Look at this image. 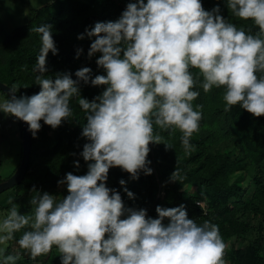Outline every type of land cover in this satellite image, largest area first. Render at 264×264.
<instances>
[{
	"label": "clouds",
	"instance_id": "clouds-1",
	"mask_svg": "<svg viewBox=\"0 0 264 264\" xmlns=\"http://www.w3.org/2000/svg\"><path fill=\"white\" fill-rule=\"evenodd\" d=\"M225 2L258 31L229 22L219 4L206 10L202 0H135L117 19L97 21L78 34L77 39L91 40L89 59L100 53L96 64L104 74L93 75L85 66L75 71V79L71 71L44 75L49 52L56 55L59 48L51 24L32 29L40 34L33 67L40 91L17 96L13 84L7 98L0 99V111L26 122L35 138L41 121L56 129L73 120L75 98L86 117L80 135L87 142L79 155L87 172H68L57 181L67 186L62 198L33 185L27 214L9 197L10 207L0 213V264L19 259V252L6 251L13 240L32 260L55 246L60 264H226V243L217 224H198L183 203L157 205L154 218L146 208L127 206L121 193L107 185L112 167L131 179L152 174L150 142L173 148L154 126L170 134L179 129L184 149L192 148L203 107L193 106L200 95L197 86L206 93L223 87L225 111L239 105L256 117L264 115V0ZM83 51L77 47L76 58ZM81 82L105 87L89 100L81 95ZM73 163L78 170L79 161ZM180 179L176 168L168 182ZM119 183L134 199L127 182Z\"/></svg>",
	"mask_w": 264,
	"mask_h": 264
},
{
	"label": "trees",
	"instance_id": "trees-1",
	"mask_svg": "<svg viewBox=\"0 0 264 264\" xmlns=\"http://www.w3.org/2000/svg\"><path fill=\"white\" fill-rule=\"evenodd\" d=\"M70 1L69 3L65 0L54 1L37 9V15L33 19L28 20L22 27L15 29L12 34L6 37L3 43H0V81L10 87L15 84L18 90L17 96L23 94L30 96L40 91V86L35 81V75L38 73L33 72L40 48V34L32 31V29L42 23H49L53 26V38L59 48L56 55L49 52L47 57L49 72L45 73V76H53L54 78L56 72L71 71L73 79H75V71L85 66L92 69L93 75L104 74L103 69L96 64V58L100 53H97L91 59L87 56L91 40L87 37L80 40L77 39V36L79 33H83L87 27L94 26L97 21L117 19L125 9L126 4L135 2V0ZM22 3L26 4L27 0H22ZM57 3L59 7L56 8ZM202 3L206 6L212 3V0H202ZM55 8L56 12L54 11ZM46 10H49L50 13H45ZM223 16L238 27L242 26L246 32L251 31L254 34L258 31V26L250 19L242 20L230 11ZM77 47L84 49L79 58H76ZM191 70L194 73L198 71L197 69ZM200 79L202 80L203 77H200ZM104 87L103 85H84L81 82V95L91 100L99 95ZM197 87L199 92L203 89L202 86ZM213 88L209 92L216 90ZM202 91L193 101L194 107L196 102L202 106L206 105V94ZM0 92L7 97L6 92L1 89ZM222 103L224 104L209 109L207 117L201 111L202 118L199 130L194 132L190 138V143L192 147L194 146V149L191 148L189 151L183 149L180 140L182 133L179 129L170 134L169 130L158 129L157 126H154L155 131L173 146V148L166 149L164 143L154 144L150 142L151 151L148 154V159L157 164V171L153 170L150 175L141 173L138 179H131L128 172L123 171L118 166L112 167L109 169V176H111L112 181L111 183L107 181V185L116 188L121 193L127 206L146 208L148 214L155 218L157 216V205L176 207V204H178L176 200H181L183 197L184 188L182 186L195 184V188L191 187L196 194L195 199L191 202L186 201L190 202L186 207L189 218L196 220L198 224H202L205 220L217 224L224 241H231L232 237L237 240L244 233L245 226L244 223L235 218L237 209L234 203L243 198L248 189L242 181L245 175H239L235 172L237 160L234 158V160H231L230 156L224 153L219 159L209 157L208 167L203 169L201 168L204 163L197 167L192 166L191 163L199 156L198 144L205 139L207 140L211 134L202 127L217 125V130L227 132L236 123L238 116L241 117L243 125L247 124L251 127L250 138L256 139L264 147V115L256 117L239 105H233L229 111H225L226 102L220 104ZM71 107L75 117L73 120L65 121L56 129L41 121L43 127L39 130L37 137L34 138L31 135L32 146L29 154V164L23 180L14 185L17 191L22 186L31 190L32 186L35 185L41 191L54 194L60 186L57 181L62 179L66 173L73 172L76 175H83L87 172V162L79 155L83 150V145L87 142L86 138L80 135L86 117L84 110L80 108L75 98L71 101ZM19 122L22 126L20 120ZM220 132L215 137L218 141H221L222 138ZM22 153L23 146L20 152V161L22 160ZM73 153H76V155H73ZM176 153L179 156H175ZM75 160H78L80 164L78 170L73 163ZM176 168L179 170V176L182 179L177 182H168L171 173ZM239 177L241 178L234 179ZM158 178H161L163 185L159 186ZM121 179H124L127 182L126 187H129L135 193L134 199L129 198L127 193L124 192V186L119 183ZM129 180L132 181H130L131 184L128 183ZM259 181V179L253 180L254 183ZM159 187L163 188V190L161 189L163 198L155 195V191ZM204 196L210 197L209 210L204 209L200 202L204 199ZM197 199L199 200L197 201ZM22 200L27 204L29 203L25 196ZM28 209H31V205L28 206ZM259 229L260 237H257L245 251L239 248L236 249V241L230 245L227 252L230 261L226 264H264V233H262V226H259ZM16 264L25 263H20V259H18Z\"/></svg>",
	"mask_w": 264,
	"mask_h": 264
},
{
	"label": "rangeland",
	"instance_id": "rangeland-1",
	"mask_svg": "<svg viewBox=\"0 0 264 264\" xmlns=\"http://www.w3.org/2000/svg\"><path fill=\"white\" fill-rule=\"evenodd\" d=\"M59 1V0H55ZM67 3L71 2L70 0H65ZM77 1V0H76ZM84 2L85 0H78ZM219 4L221 8V14L224 15L230 11L227 7L225 1L221 0H212V3L204 6L206 10L212 9L215 5ZM59 7L57 3L56 8ZM55 8V12H56ZM45 13L49 14L50 11L46 10ZM35 16L37 15V11H35ZM22 27V26H20ZM13 28V27H12ZM19 28V27H18ZM17 29V28H16ZM13 32V31H12ZM11 31H7V37ZM12 34V33H11ZM5 38L0 41L3 43ZM214 92H205L206 94V105L200 109L203 111V115L207 117V112L209 109H212L220 104L221 102H226L223 99V87L216 88ZM203 89L200 90V92ZM204 92V91H202ZM7 97L0 92V99H6ZM222 100V101H221ZM196 104H199L196 102ZM22 126L19 120L15 119L12 116H7L5 113L0 111V184L1 182H5L9 177H11L16 169L19 167L20 161V152L23 146V133ZM217 125H209L203 126L202 129L208 130L211 134L209 138L204 140L202 143L198 144L199 156L196 160H194L191 165L194 167L199 166L201 163H204V166L201 168L208 167V159L209 157L219 159L220 156L224 153L228 154L231 160H237V168L235 172L239 175L244 174V178H242L243 185L247 186L248 189L244 193L243 198L239 199L234 203L237 209L235 218L244 223L245 231L242 235H240L237 240L235 237H232L231 241L226 240V248L224 259L227 262L230 261L228 257V251L230 245L236 241V249L239 248L242 251H245L251 243L257 237H260V229L259 226H262V233H264V147L261 146L257 140H253L250 138L251 127L249 125H243L241 121V117L238 116L236 123L230 128L227 132L217 130ZM160 129V128H158ZM165 130V129H164ZM176 132V130H175ZM221 133V141H218L215 137L218 133ZM174 133V132H173ZM208 142V143H207ZM206 143V144H205ZM194 149V146L192 147ZM184 149V148H183ZM185 150V149H184ZM189 151V150H188ZM186 152V151H183ZM182 155V154H181ZM175 156H179L177 153ZM234 158V159H233ZM154 171H157V164L151 163L150 165ZM234 178V179H240ZM158 184L163 185V182L158 178ZM259 179L258 183H254L253 180ZM108 183H111L112 178L109 176ZM131 180L128 181V183ZM132 182V181H131ZM130 182V184H131ZM191 187L195 188V184H186L182 186L184 188L182 193V199L176 200L178 204H185L186 207L190 204L191 200L195 199V192L191 189ZM130 190V188L128 187ZM144 189V188H143ZM162 187H159L155 191L156 197L163 198ZM67 186H59L54 195L57 198H62L67 194ZM144 191V190H143ZM22 195L26 197L28 202L31 199V190L24 188L22 186L19 191L16 190L15 186L7 188L0 192V213L6 212V210L10 207L8 203L9 197L13 198V202L16 203L20 207L21 213L27 214L30 213L31 209H28L30 203H25L22 198ZM199 199H197L198 201ZM190 201V202H186ZM210 197L204 196V199L200 200L204 209H210ZM27 204V205H26ZM233 206V205H231ZM20 234L17 233V237ZM264 243V241H263ZM9 253H20L19 259L20 263L25 264H60V253L57 248L53 246L50 253L45 257H37L36 260H32L29 256L24 252V250L20 249L16 244L15 240L9 243V246L6 250Z\"/></svg>",
	"mask_w": 264,
	"mask_h": 264
},
{
	"label": "crops",
	"instance_id": "crops-1",
	"mask_svg": "<svg viewBox=\"0 0 264 264\" xmlns=\"http://www.w3.org/2000/svg\"><path fill=\"white\" fill-rule=\"evenodd\" d=\"M54 1L27 0V3L23 4L22 0H0V41L6 39L7 31L12 33L16 28L23 26L35 17L37 9Z\"/></svg>",
	"mask_w": 264,
	"mask_h": 264
},
{
	"label": "water",
	"instance_id": "water-1",
	"mask_svg": "<svg viewBox=\"0 0 264 264\" xmlns=\"http://www.w3.org/2000/svg\"><path fill=\"white\" fill-rule=\"evenodd\" d=\"M10 86L7 85L6 83L0 81V89L3 90L4 92H8L9 91ZM17 95V94H16ZM22 123V129H23V153H22V160L21 163L19 165V167L16 169V171L14 172V174L9 177L5 182H1L0 184V192L10 188L16 184H19L26 172H27V168H28V164H29V154L31 151V146H32V139H31V134L30 131L28 130V125L26 122L20 120Z\"/></svg>",
	"mask_w": 264,
	"mask_h": 264
}]
</instances>
